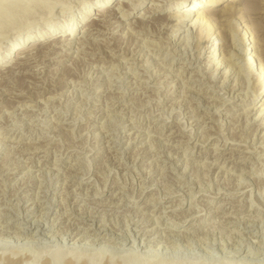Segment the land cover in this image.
Here are the masks:
<instances>
[{"label":"rangeland","instance_id":"1","mask_svg":"<svg viewBox=\"0 0 264 264\" xmlns=\"http://www.w3.org/2000/svg\"><path fill=\"white\" fill-rule=\"evenodd\" d=\"M103 1L22 3L8 26L0 24V56L73 20L82 32ZM120 1L137 5L129 18L117 11L122 23L88 29L69 46L8 59L0 68L1 233L92 229L86 240L94 244L84 246L95 255L102 250L101 262L135 249L139 262L131 257L126 264H264V256H251L264 251V80L253 82L238 55L233 70L209 78L216 57L208 53L220 49L215 34L202 35L208 49L194 62L198 33L170 25L158 31L156 19L175 0ZM61 6L72 16L60 18ZM150 7L160 13L143 17ZM237 9L242 21L228 28L233 49L245 26L264 65V0H240ZM246 47L247 41L240 48ZM235 83L242 87L229 93ZM122 232L134 246L121 242ZM98 235L104 238L97 242ZM144 238L154 248H136ZM53 239H1L0 253L50 247L52 260L56 249L82 252Z\"/></svg>","mask_w":264,"mask_h":264},{"label":"bare ground","instance_id":"2","mask_svg":"<svg viewBox=\"0 0 264 264\" xmlns=\"http://www.w3.org/2000/svg\"><path fill=\"white\" fill-rule=\"evenodd\" d=\"M24 1L25 0H0V24L3 27L4 26H8V24H9L8 15H9L10 12H14L16 9H18L21 6L22 3H25V5H26V2H32L34 0H32V1L31 0H27L25 2ZM91 1H93V0H91ZM111 2H113V1H111ZM111 2H110V0H104L103 2H101V4H99V6L96 7V9H95L96 11H95L94 15H96L97 18L94 21H90V22L87 23V20H86L84 23H82V26H83V28H81L82 32H80V27H79V25L81 24V21L78 22L76 20H73V21L67 23L68 25L65 26V28L58 26V27H54V28H51L50 30L46 31L43 34V36L41 35L40 37H36L34 35V36H31V37H27L25 39V41L23 40L21 42L23 44H21L19 46H16V43H14L13 45L9 46V48L6 51L5 54L0 56V64H1L0 68L6 66L8 64V59L9 60H12V59L16 60L17 59L19 61V59H24L26 56H28L29 54H31L33 52L37 53V52L42 51V50L44 52V54H42V55L45 56V54L48 51V49H50L52 47L53 48L54 47H59L60 48V47H62L64 45L69 46L70 45V41L72 40V38H74V37H76L78 35H82L83 33H84L83 35H86V33L88 32V29H91V30L92 29H96L97 30L100 27L109 28L113 24H118V23L120 24V23H122V22H120V17L117 18L118 15H119V12L120 11L123 12V14H121L122 15L121 18L122 17L129 18V15L132 14V12L134 11V9L137 6V5L134 4L132 7H130V6H128V4H126V3H124V2H122L120 0L117 1L115 4H113ZM239 2H240V0H175L171 4V8L168 9L167 14L165 16H159L156 19V21L158 20V23H157V25L159 26L158 31L162 28L161 27L162 25H163V28H166L167 25H170V28H174L175 30L184 29L187 26H189L188 27L189 28L188 30L190 31L189 34H191L192 30L195 31L196 33H198V37L196 38L197 40L195 41L197 44L193 45L192 49L190 50V51H194L193 49H195L194 52L197 53V54L194 53L195 55L193 54L191 56L194 59V62L199 61V59H200L199 57L202 54V52L204 53V51L208 49V38H207V40H202V37H203L202 35H206V36L210 35L211 36V35L215 34L216 35L215 38L218 39L217 43H218V46H219V48L221 50L218 49L217 50V54H213V52H216V50L215 51L213 50V51L208 53L209 54V56L207 57L208 59H212L213 57H216L214 60H212V61H216V63H214L211 66V68H215V69H214V71H211V74L207 73L208 77L211 78L212 76H214L213 75L214 72H217V74H218L219 72H222V70L225 73L224 68L233 70L234 63L232 62V57L234 55L235 56L238 55L239 57H241V61L244 62L243 63V66H245L244 70L248 71V74L253 79L252 80L253 82L258 83L260 81V77H261V80L262 79L264 80V65L261 63V59L257 56L258 55V51H257L258 44L252 38L251 33L248 31V29L245 26L242 27L243 34L239 33V42L236 45V46H238L237 50L233 49L234 48V44H233V42H230V40H229V36L230 35H229V31H228L229 29L228 28H233L234 26H236L235 22L242 21V16L240 15L242 13L241 12L239 13V11L237 9V5H238ZM44 3H46V2H44ZM53 7H54V4L50 6L49 10H48V7H47V10H48V14H47L48 16L47 17H49L51 15V12H53L52 11ZM160 7L161 6H159V8ZM218 8H220L219 11H217ZM155 9H157V7H154V8L150 7L148 9H146L144 11V13L142 14L143 17H145L146 15L154 14V13H158L159 14L160 10H156L155 11ZM61 10L62 11L59 13L60 14V18L61 17H68L69 14L72 16V14H73V13L67 14L66 11L68 12V10H66V7L64 8L63 6H61ZM117 11H119V12H117ZM10 14H12V13H10ZM84 16H86V14ZM133 18L134 17H132V19ZM111 20H113V21L111 22ZM192 21H193V23H192ZM136 22H130V25L133 24V26H135L133 28H136L137 27L135 25ZM86 26H89V28H86ZM84 29H86V30H84ZM202 32H205V33L202 34ZM52 33H54V34H52ZM179 33H181V32H179ZM182 33H184V32H182ZM178 39H179V36H177L176 40H178ZM246 41L248 42V47H246L245 49H241L240 47L243 46ZM83 43H84V41L81 40V38L78 39V41H77L78 46L83 44ZM260 47H261V49L264 50V45L263 44L262 45L260 44ZM224 49H228V51L224 52ZM263 50H261V51L263 52ZM237 51L239 52V54H236ZM244 55H248L249 56L248 59H245V60H244V58L242 59V57H244ZM10 56H11V58H10ZM250 64H253V66L256 67L255 74L250 69ZM206 67L207 66L204 63L203 64V68H206ZM243 73H244V71H243ZM215 78H216V76H215ZM226 79H227V77H225L224 80H226ZM237 84L235 83L231 87L229 93L232 92L233 89H235V87H236V90H238L239 88L242 87L241 85L238 86ZM259 91H260V94H261L260 98H262V96H264V82L259 87ZM260 108L264 110V102L262 103ZM154 221H156V220H154ZM182 223H183V221H182ZM35 225H37V224H35ZM30 226L31 225L29 223L28 224V228ZM2 229L7 230L6 227L2 228ZM47 229H48L47 231H49V233H51V231H50L51 226L48 227ZM91 230L79 231V230H75L74 228L73 229L66 228L64 230H61L60 232L58 231V233L55 232V235L53 234L51 236L44 235L43 233L42 234L40 233L41 235L38 234V233L37 234L35 233L36 234L35 235L32 232L28 233V232H24L23 229L20 230V229H16V228L10 234H8V232H7V234L4 232L5 233L4 234V233H1V231H0V240L3 239L5 241L6 240H8V241L9 240H16V241H21V240L37 241L38 240L39 241V240L43 239V241L46 242V243H54L55 239H53V238L55 237V238H57V240L60 239L62 242H65V243L66 242L67 243L71 242V244L77 245V246H75V248H79L82 251L80 253V251H78L77 249L75 250L72 247H68V249H70L69 252H68V250H58L57 251V249H56L55 250L56 252H54L53 255H51L52 257L50 256L51 258H53L51 260L49 258V255H48L51 252V249H52L50 247H48V250L50 249V251H48L46 249H44V251H43L41 249L40 252L37 251V253H35V254L31 253V255H30V252L28 254L24 250H21L22 246L19 247V248H16V247H18V246H16L15 248H13V247L12 248H8L10 250L9 251L10 253H8V254L6 253L7 250H5V252H1L0 253V264H51L52 263L51 261L55 262V264H58V263H61V264H100V262L102 261V259H100V255L103 254L102 250H100V249L98 250V251H101L100 253H102V254H100L98 252L97 254H100V255H97V254L95 255L94 253L90 252L88 247L84 246L85 244H88V243H89V245H92V243L94 244V241L92 242V240H89V241L86 240L87 237L91 236L92 232H95L94 230L93 231H91ZM122 233H124V232H122ZM84 234H87L86 237L84 236ZM124 235H125V233H124ZM125 236L126 237L120 236L121 238H119V239H121V242L124 243L125 246L128 245V244H131V246H134L133 242L135 240L133 238H130L132 235L130 237H128V238H127V235H125ZM99 237H101V236H99ZM103 238L101 237L98 240H95V239L94 240L98 242V241H101ZM146 239H148V238H144L141 241H137L136 248H138V249L154 248L153 247L154 242H152L151 240L148 241ZM78 243H83V246H81V245L78 246ZM105 244H106V241H105ZM156 245H157V243H156ZM32 246H36V245H32ZM261 247H263V246H261ZM0 248H2V247H0ZM38 249L39 248H37V250ZM60 249H62V248H60ZM256 249H258V247ZM0 250L3 251L4 247L2 249H0ZM34 251L35 250L33 249V252ZM133 251H135V249H133ZM133 251L130 250L129 254H127V255H123L122 254L123 256H119L120 258L117 257L118 259L116 258L115 260L113 259L114 256L113 257L112 256L105 257V258L103 257L104 259H103V262H101V263L102 264H126L127 262L125 260L129 259L131 257H133V259L134 260L136 259V261H137L138 260V256H136L134 254L135 252L133 253ZM241 253H243V252H241ZM50 254H52V252ZM251 254H252L251 256H253V257H261V256H264V251L258 249L257 251H255V252H253ZM139 255L141 256V254H139ZM150 255H152V254H150ZM147 256H149V255L147 254ZM145 259H147V258H145ZM150 260H152V259H150ZM154 260H156V259H154ZM203 260H205V259H203ZM221 261H223V260H221ZM226 261L230 262V260L229 261L226 260ZM246 261H244V262H246ZM138 262L139 261H137V263ZM239 263H242V261L239 262ZM250 263L252 264V262H250ZM148 264H149V261H148ZM228 264H230V263H228ZM255 264H257V263L255 262ZM259 264H261V263H259Z\"/></svg>","mask_w":264,"mask_h":264}]
</instances>
